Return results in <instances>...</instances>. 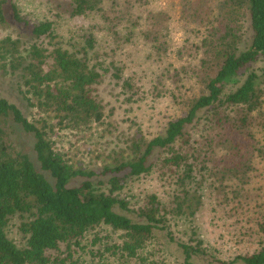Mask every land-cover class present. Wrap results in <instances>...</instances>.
<instances>
[{
	"label": "trees",
	"instance_id": "1",
	"mask_svg": "<svg viewBox=\"0 0 264 264\" xmlns=\"http://www.w3.org/2000/svg\"><path fill=\"white\" fill-rule=\"evenodd\" d=\"M8 3L0 71L32 114L0 94V264H264V0H48L42 18L12 2L27 43ZM102 125L94 166L74 163L60 136ZM207 200L240 251L191 225Z\"/></svg>",
	"mask_w": 264,
	"mask_h": 264
},
{
	"label": "rangeland",
	"instance_id": "2",
	"mask_svg": "<svg viewBox=\"0 0 264 264\" xmlns=\"http://www.w3.org/2000/svg\"><path fill=\"white\" fill-rule=\"evenodd\" d=\"M8 1L9 3L5 7L7 22L10 28V30L8 31L13 33L15 37H19L23 43L30 42V40L32 39L31 27H27L24 24L18 23L13 19V15L10 12V3L15 2L19 6L21 12H23L25 15H29L30 18H42L44 16L51 17L54 13H58L57 11L51 12L48 10V0ZM5 35L6 33L0 29V39H2ZM18 81V78L11 75H6L0 71V94L10 100L12 103L16 104L21 110H23L26 116H30V114H32V110L29 108L28 104L19 92ZM104 94V98L109 102V107L114 108L115 112L117 113V115L114 116L113 119H110L111 121L107 123H110L114 125V127H116L117 123L113 120L119 119V117L120 121L124 119V109L118 108L120 107V104L117 105L115 103V100L112 97L110 98L108 92H105ZM163 110L164 113L170 114L168 112H165L171 110L170 108L163 107ZM140 121L141 120H139V122ZM144 121H146V119ZM153 121L154 120H152V122L150 123L151 125H154ZM146 124L150 125L147 121ZM105 129H107V125H102L96 128L95 131L88 133L86 136L68 132L62 134L58 142L60 143L63 151L68 154V156L74 163L83 164L85 166H94V164L96 163L95 160L97 159V154L100 151V146L97 144L100 142L104 143L106 139L107 141H111L110 134L105 133V137H103V132L105 131ZM21 140L23 141L24 145H26V151L32 157H34L32 135H28L25 133L21 134ZM143 185L144 186L142 188L136 185V188L132 189L137 193L138 191L142 193L146 190L155 188V182H153L151 179L144 181ZM209 202L210 201L207 200L199 207V209L197 210L198 213L196 218L190 222L191 225L195 227L201 238L204 239L213 248L218 249L226 254H234L237 251H240L243 246L234 244V242L232 241V238L234 236H232L233 232H231V230L228 228L230 227V225L222 221L220 219V215H216L212 211L213 206L212 204H209ZM19 227L20 224H18L17 221L12 222L9 227L10 237L14 239L18 244L22 242V237L19 233ZM163 238L165 240L162 239V241L164 240V242L166 243V236H164ZM167 248L171 251L170 253H173L176 256L180 255V251L176 247L167 245ZM88 262L86 264H89Z\"/></svg>",
	"mask_w": 264,
	"mask_h": 264
}]
</instances>
